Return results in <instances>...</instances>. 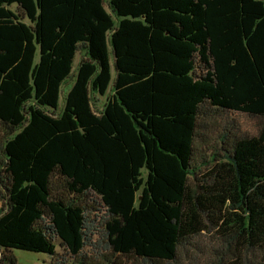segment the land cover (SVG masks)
Returning <instances> with one entry per match:
<instances>
[{
	"label": "trees",
	"instance_id": "1",
	"mask_svg": "<svg viewBox=\"0 0 264 264\" xmlns=\"http://www.w3.org/2000/svg\"><path fill=\"white\" fill-rule=\"evenodd\" d=\"M0 127V264H264V0H0Z\"/></svg>",
	"mask_w": 264,
	"mask_h": 264
},
{
	"label": "rangeland",
	"instance_id": "2",
	"mask_svg": "<svg viewBox=\"0 0 264 264\" xmlns=\"http://www.w3.org/2000/svg\"><path fill=\"white\" fill-rule=\"evenodd\" d=\"M80 52H78L74 58L73 63V71L78 64V60L80 58ZM37 60V57L36 59ZM73 84V78L70 77L66 79L60 91V99H59V106H62L63 97L69 91ZM103 98L99 100L95 108H100L99 106L102 103ZM262 120L258 116L248 115L241 112H232L226 111L220 113L219 115H215L213 118L207 119V125L202 127V131L204 133L202 139L204 144L213 145L219 147V143H217L218 138L217 135L220 133L223 128H228L232 133L236 134H248V135H256L261 124ZM1 127H0V136H1ZM202 143V141H200ZM202 150L201 148H199ZM208 149V148H207ZM197 152L195 153V156ZM55 244L57 246L58 251H62L59 246V240H55ZM11 253L16 257L18 264H49L51 261V255L44 253V252H34L24 249H11Z\"/></svg>",
	"mask_w": 264,
	"mask_h": 264
},
{
	"label": "water",
	"instance_id": "3",
	"mask_svg": "<svg viewBox=\"0 0 264 264\" xmlns=\"http://www.w3.org/2000/svg\"><path fill=\"white\" fill-rule=\"evenodd\" d=\"M1 252H2V250H1V248H0V256H1Z\"/></svg>",
	"mask_w": 264,
	"mask_h": 264
},
{
	"label": "crops",
	"instance_id": "4",
	"mask_svg": "<svg viewBox=\"0 0 264 264\" xmlns=\"http://www.w3.org/2000/svg\"><path fill=\"white\" fill-rule=\"evenodd\" d=\"M0 205H1V202H0Z\"/></svg>",
	"mask_w": 264,
	"mask_h": 264
}]
</instances>
